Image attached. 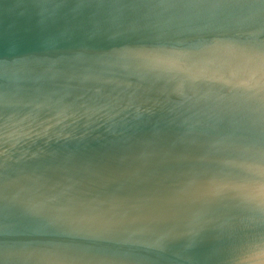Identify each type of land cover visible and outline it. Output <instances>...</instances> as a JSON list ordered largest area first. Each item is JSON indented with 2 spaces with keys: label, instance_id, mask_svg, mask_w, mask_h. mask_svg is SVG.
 <instances>
[{
  "label": "water",
  "instance_id": "95a60500",
  "mask_svg": "<svg viewBox=\"0 0 264 264\" xmlns=\"http://www.w3.org/2000/svg\"><path fill=\"white\" fill-rule=\"evenodd\" d=\"M0 264H264V0H0Z\"/></svg>",
  "mask_w": 264,
  "mask_h": 264
}]
</instances>
